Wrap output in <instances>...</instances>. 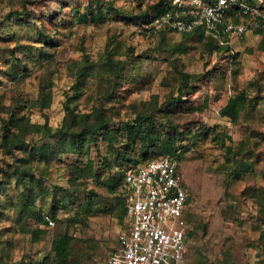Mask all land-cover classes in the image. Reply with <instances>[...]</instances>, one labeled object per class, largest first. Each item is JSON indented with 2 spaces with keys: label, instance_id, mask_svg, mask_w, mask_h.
Returning <instances> with one entry per match:
<instances>
[{
  "label": "rangeland",
  "instance_id": "1",
  "mask_svg": "<svg viewBox=\"0 0 264 264\" xmlns=\"http://www.w3.org/2000/svg\"><path fill=\"white\" fill-rule=\"evenodd\" d=\"M165 1L0 0V264H107L126 228L121 181L115 190L108 182L127 158L141 160L136 125L162 136L157 149L177 132L186 264H263L264 34L211 53L185 32L154 28ZM184 74L189 89L173 104ZM237 95L247 102L233 121L221 110ZM70 112L77 133L102 114L117 141L86 137L49 163L32 155L49 142L34 125L54 133ZM14 118L26 127L10 126L11 146L29 145L9 153L4 122ZM47 214L53 226L40 220ZM65 235L63 260L55 243Z\"/></svg>",
  "mask_w": 264,
  "mask_h": 264
},
{
  "label": "built area",
  "instance_id": "2",
  "mask_svg": "<svg viewBox=\"0 0 264 264\" xmlns=\"http://www.w3.org/2000/svg\"><path fill=\"white\" fill-rule=\"evenodd\" d=\"M156 30L202 29L220 45L264 29V5L245 0H173L154 21ZM126 228L107 264H186L188 190L176 156L130 167L125 175ZM45 221L54 225L50 216ZM264 252V251H262Z\"/></svg>",
  "mask_w": 264,
  "mask_h": 264
},
{
  "label": "trees",
  "instance_id": "3",
  "mask_svg": "<svg viewBox=\"0 0 264 264\" xmlns=\"http://www.w3.org/2000/svg\"><path fill=\"white\" fill-rule=\"evenodd\" d=\"M245 1H247L248 3H251V4H256L254 2H251L250 0H245ZM172 7H173V0H166L165 3L158 8V11L155 14V16L153 17V19H156V18L162 16L163 14H165L166 12L170 11ZM25 14H26L25 11H13L10 13V16H15L19 19H23V18H25ZM99 15L100 14H98V16ZM160 31L163 33H165V32H168V33L173 32L174 33L175 32V31H169V30H160ZM253 31L258 33V34H264V29L259 28V29L253 30ZM183 34H186V35L190 36L191 38H194V39L198 40L199 42H202L205 45V47H207L211 53L214 51H218V50L220 51L222 49H228L230 47L229 45L222 46L213 38H209V37L205 36V33L202 29H197V30L192 31V32H185ZM192 78H193V76L191 74H184L183 75V83L180 87V89H181L180 94L177 98H175L177 100L172 102L173 104L178 103V101H183L182 98L185 95L184 93H186V91L189 89V83L191 82ZM41 93H42V102L44 103V105H48L50 103L49 102L50 101V94H46L45 88H42ZM246 102H247V100L244 97V95H237L234 98H231L229 100V102L227 103V105L221 110L222 116L229 117L233 121H237L239 119L241 108L244 104H246ZM69 116H70V122L68 121L69 120L68 119L67 120L68 122L66 121L65 125H63L59 129H57L54 133H53L51 127H49L47 124L34 125V128L36 129V131L42 132L44 137L46 139L48 138L47 141H49V142H46L45 144H42L40 146H34L33 148H31V154L32 155L41 159L45 163H49L58 154L65 152L66 150L73 147L77 143H81V141L83 142L84 139H86V137H90L89 140L92 141V140L96 139L97 135H100L105 140H109V139L112 140L113 139L114 141H117V139L114 138L113 131L110 130V128L108 126V119H106V117L103 116L102 114L97 115V122L95 125H88L87 126L88 131L83 129V132H81V133H77V130L74 128V123H76L77 115L74 114V112H70ZM85 117H88V119H89V118H91V115L88 114ZM144 121H145V119L143 118V122ZM20 123H21V121L17 118H14V120H11V122L10 121L4 122V126H5L4 128H5L6 133L3 137V140H4L3 145L9 153H13V149H12L13 147H17V149L22 150V149H24L25 146L29 145L26 142H22V140H20V139L16 141L17 144H15V146H11V144L9 142L7 132H9L10 126H15V127L21 126V129H25L23 127H26V126L24 124L21 125ZM136 126L139 129L138 130L139 133L143 134V137L141 136V138L143 139L142 142L144 144L141 147V150H142L141 160H138L134 157L127 158V162L129 163V165L125 169H123V171L121 172L120 180L113 179V180L108 182V187L112 190H115L117 185L119 184V181H121V185H122L121 198H122V202H123L124 216L126 214L125 197H124V193H125V178L124 177L126 175L127 170L130 167H135L138 164L145 163V162L152 160V159L161 158V157L167 156V155H174L178 159L179 170H180V161H181L182 151L175 147L176 139L174 137L177 138V132L175 131V133H172L170 135V137L167 139V141L165 143H163L161 146H159V148L157 149L156 146L160 143V140H161L160 137H162V136H160V134H158V133L153 134L152 131L148 130L149 128H141V125H136ZM131 129L132 128H131L130 124H127L126 130H128V132H130ZM20 175L21 176H24V175L28 176V173L26 170H22L20 172ZM7 184L8 183L5 182V184L3 185V188H6ZM2 191H4V190H2ZM189 203H190V199L188 197V205H189ZM46 216H50V219H52V220L55 219V216H53L52 214H50V215L47 214ZM44 218H45V216H43V217L41 216L40 220L41 221L43 220V222H45V224L49 226V224L45 221ZM186 219H187L188 224H189V212L188 211H187ZM191 233H192L191 231L188 232V237H189V234H191ZM68 245H69V238L66 235L59 238L55 243V250L58 253V255L60 256V258L63 260L67 254ZM262 263L264 264V256L262 258Z\"/></svg>",
  "mask_w": 264,
  "mask_h": 264
}]
</instances>
